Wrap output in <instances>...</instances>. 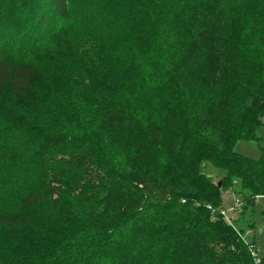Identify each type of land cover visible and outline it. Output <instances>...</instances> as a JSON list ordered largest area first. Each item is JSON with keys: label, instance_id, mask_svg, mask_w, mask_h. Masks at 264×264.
Masks as SVG:
<instances>
[{"label": "trees", "instance_id": "trees-1", "mask_svg": "<svg viewBox=\"0 0 264 264\" xmlns=\"http://www.w3.org/2000/svg\"><path fill=\"white\" fill-rule=\"evenodd\" d=\"M263 119L264 0H0V264H256Z\"/></svg>", "mask_w": 264, "mask_h": 264}, {"label": "rangeland", "instance_id": "rangeland-1", "mask_svg": "<svg viewBox=\"0 0 264 264\" xmlns=\"http://www.w3.org/2000/svg\"><path fill=\"white\" fill-rule=\"evenodd\" d=\"M48 62L49 61H46L45 65L47 68L51 70V72H53L54 69L58 67V64L53 62L51 63ZM46 83L51 84L50 82H46ZM46 83L43 87L44 91L48 90L49 84ZM263 123H264V119H263ZM257 136L259 140L238 142L234 148L235 152L243 157L249 158L254 161H259L261 159H264V126H262L258 130ZM201 173L205 175L207 178H209L215 185L219 183L220 180L224 179V177L226 176L223 170L207 162L202 164ZM239 194L245 195L250 193L248 192V190L242 189L241 180L236 179L232 183V189L230 190L228 189L224 191L223 193L224 204L221 207V209L228 210L230 207H232L236 199L241 200V196ZM244 207L242 205L239 214H241L244 211L243 209ZM236 218L237 221L234 223L233 229L239 232L240 231V227L238 223L239 215H237ZM253 220L255 222L256 229L253 231L246 230V235H244V240L246 243L254 242L257 250L259 251V254L264 258V198H261L259 200L257 199Z\"/></svg>", "mask_w": 264, "mask_h": 264}, {"label": "built area", "instance_id": "built-area-1", "mask_svg": "<svg viewBox=\"0 0 264 264\" xmlns=\"http://www.w3.org/2000/svg\"><path fill=\"white\" fill-rule=\"evenodd\" d=\"M261 199V197H258V200ZM243 203L241 200L236 199L228 210H220L219 214L223 218V220L231 226H234V223L236 222V216L238 215L240 209L242 208ZM250 253L255 261L256 264L262 263V256L259 254V251L257 250L256 246L249 245Z\"/></svg>", "mask_w": 264, "mask_h": 264}]
</instances>
